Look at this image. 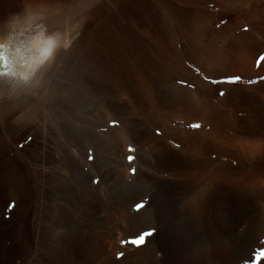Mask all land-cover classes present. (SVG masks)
Masks as SVG:
<instances>
[{"label": "rangeland", "instance_id": "obj_1", "mask_svg": "<svg viewBox=\"0 0 264 264\" xmlns=\"http://www.w3.org/2000/svg\"><path fill=\"white\" fill-rule=\"evenodd\" d=\"M35 1L59 14L84 13L69 76L86 100L67 93L56 100L65 102L57 105V120L86 140L72 146L76 161L69 166L53 158L48 145L28 147L49 172L40 177L49 192L39 201L42 218L21 212L8 219L18 228L31 225L33 232L40 227L35 252L21 264H48L52 246L69 233L75 240L68 264H159L155 234L166 225L156 221L150 201L173 179L185 187L202 180L192 195L201 192L195 198L204 202L217 197L212 206L221 210L249 204L250 215L235 236L253 226L258 237L247 259L235 258L232 244L218 238L196 244L178 264H264V0L249 6L236 0ZM26 33L12 34L16 48L44 40L40 32ZM31 53L30 66L44 54ZM83 74L90 81L86 88L80 86ZM4 162L0 167L9 169L11 162ZM20 197L10 194L13 203Z\"/></svg>", "mask_w": 264, "mask_h": 264}, {"label": "bare ground", "instance_id": "obj_2", "mask_svg": "<svg viewBox=\"0 0 264 264\" xmlns=\"http://www.w3.org/2000/svg\"><path fill=\"white\" fill-rule=\"evenodd\" d=\"M1 1L3 2L2 8L4 9L2 10L0 8V40L4 41L5 46L7 44L8 47L11 48V51H7L8 53L5 51L0 52V71L3 73L7 68L10 69L9 71L7 70V73L0 75V161H5L4 163H6V161H8V163L11 162V165L7 163L10 167L9 169L0 167V264H21L22 259L26 255L35 252V246L39 241L38 234L40 232V227H34L33 232L31 225L27 224L26 226L18 228V226L13 223L14 220L8 221V219L11 215V217H13L15 214L21 212L27 217L31 215L37 219L42 218L43 208L41 207H43V205L41 206L42 201L41 203L39 201L49 192L47 190L48 186H42L41 182L43 180L40 181V177L45 176L46 173L49 172L38 166V159L35 160L32 158L33 154L28 152V147L34 142H36V144L42 143L44 147L48 145V148H53V158L56 159L58 157L59 159L60 157V159L68 165L76 159L72 146L74 144H84V140H86L84 139L82 141V136L80 138L75 137L67 127H64L63 124L66 120H57L61 114V110H58L57 105L60 104L59 107H63L65 106V102L56 100L59 96H64L66 93L69 95L68 97L72 95L70 98H75L76 96V98L79 99H77V101L84 102L86 100L85 92H83L82 89L73 90L72 81L69 76L70 69L75 67L73 54L77 44V37L82 31L84 13L82 10L77 9V11H73L72 14L69 12L59 14V12H56L53 8L41 6L35 0H24L22 3L16 1V3L14 1V3H12L9 0ZM236 1L246 6L250 4V0ZM224 8L225 7H221L220 9ZM27 29L30 31H27ZM32 30L40 32L44 40L39 44L32 40L27 44L23 43L24 45L21 48L20 46L16 48L12 34L14 35L15 31L18 33L27 32L30 34ZM51 43L55 44L53 49L49 48V51L45 52V48L48 50ZM34 50H40L41 53L44 54L40 56V60L37 59L36 62L33 61L31 63L32 66H30L28 62L33 60L34 55L31 52H34ZM49 53H51V55H49ZM42 58L45 59V61L41 60ZM31 69L33 70L31 71ZM80 81V86L82 88H86L90 82L88 77L84 74L80 75ZM181 96H183V94ZM190 97L193 98L192 100H195L194 103L197 104L196 100L199 99V96L195 95L194 92V96ZM71 101L74 103V100ZM200 108L201 107H199V109ZM113 111L116 112L115 109ZM65 115L68 116L66 113ZM111 115L113 114L111 113ZM61 118H63V116ZM83 119L82 122L84 121ZM26 132V135H32L27 142L23 139L26 135L24 137L22 136V134ZM208 135L209 134H206V137ZM196 140H198V138ZM194 147H196V145ZM197 147L196 150L199 151L200 146L198 149ZM189 149H186L185 152ZM196 150L192 152L199 155V152H196ZM192 152L190 151L186 154L188 155L190 153L193 155L194 153ZM81 154L83 153L81 152ZM191 155H189V157ZM194 156L196 155L194 154ZM51 160L53 159L51 158ZM196 160H198V158ZM62 171L65 170L62 169ZM10 174H13V176H10ZM190 176L194 177L193 173ZM198 176H201V174ZM198 176L196 177L198 178ZM38 177L40 184L35 182ZM48 177L49 176L46 175V178ZM152 177L150 178L154 179ZM201 179L200 177L198 178V180ZM173 180L168 183H162L161 186L159 183L161 189L158 188L160 190H157V195L150 201L153 205L150 207H152V209L154 207L155 210L156 221L161 225H166L164 230H160L155 234L156 248L154 251L159 255H157L158 257H156L154 261L159 264H178L182 258L187 256V253L189 254V252L194 249L196 244L197 246L201 244L204 245V243L207 242H215L218 238L224 241L228 240L230 244H232L235 250V258L244 257L247 259V257L253 253L254 247L257 246L258 242V237L254 235L253 226L249 227L241 237L235 236L236 228L239 226L238 223H241L242 220L250 215L249 212L251 210H249V204L235 203L232 207L228 206L229 208H226L227 210H221L218 209L216 204L212 206V203L218 200L216 199L217 197L215 198L211 195L204 202L200 200L201 196L200 198L199 196L195 198L197 193L192 195L195 193L193 189L195 190L197 187L196 184L202 185L201 183H204L202 180L201 183H199V181L195 183V188L192 185L189 186L190 184L188 185L189 187H185L180 184V180L178 183ZM192 182L195 181L192 180ZM13 192L20 193L21 195V200L19 199L20 201L18 203H13L11 201L10 194ZM198 194L202 193L199 192ZM179 196L182 198H179ZM180 201L182 207H178ZM205 210H207V212H205ZM74 240L75 238L71 237V233L65 238L58 240L51 248L48 264H68ZM206 246L209 247V245ZM212 247L214 248V246Z\"/></svg>", "mask_w": 264, "mask_h": 264}, {"label": "clouds", "instance_id": "obj_3", "mask_svg": "<svg viewBox=\"0 0 264 264\" xmlns=\"http://www.w3.org/2000/svg\"><path fill=\"white\" fill-rule=\"evenodd\" d=\"M5 46V42L0 40V47H4ZM49 55H51V53H49Z\"/></svg>", "mask_w": 264, "mask_h": 264}]
</instances>
